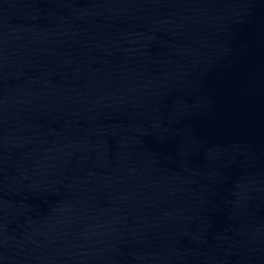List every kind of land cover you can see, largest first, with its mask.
Listing matches in <instances>:
<instances>
[{"label":"water","instance_id":"1","mask_svg":"<svg viewBox=\"0 0 264 264\" xmlns=\"http://www.w3.org/2000/svg\"><path fill=\"white\" fill-rule=\"evenodd\" d=\"M0 264H264V75L153 0H0Z\"/></svg>","mask_w":264,"mask_h":264}]
</instances>
